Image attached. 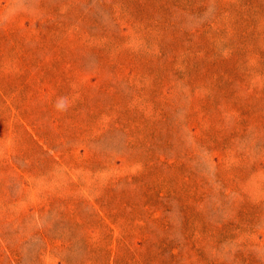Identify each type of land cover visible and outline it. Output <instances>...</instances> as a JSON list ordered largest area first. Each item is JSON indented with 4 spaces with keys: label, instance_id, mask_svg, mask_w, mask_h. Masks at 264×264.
<instances>
[{
    "label": "rangeland",
    "instance_id": "374dc122",
    "mask_svg": "<svg viewBox=\"0 0 264 264\" xmlns=\"http://www.w3.org/2000/svg\"><path fill=\"white\" fill-rule=\"evenodd\" d=\"M0 264H264V0H0Z\"/></svg>",
    "mask_w": 264,
    "mask_h": 264
}]
</instances>
